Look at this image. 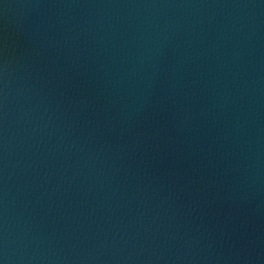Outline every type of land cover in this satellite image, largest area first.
<instances>
[{"label":"water","instance_id":"obj_1","mask_svg":"<svg viewBox=\"0 0 264 264\" xmlns=\"http://www.w3.org/2000/svg\"><path fill=\"white\" fill-rule=\"evenodd\" d=\"M0 264H264V0H0Z\"/></svg>","mask_w":264,"mask_h":264}]
</instances>
